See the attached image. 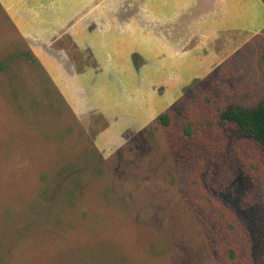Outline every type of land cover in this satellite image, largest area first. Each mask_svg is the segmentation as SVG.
Masks as SVG:
<instances>
[{
	"label": "rangeland",
	"instance_id": "1",
	"mask_svg": "<svg viewBox=\"0 0 264 264\" xmlns=\"http://www.w3.org/2000/svg\"><path fill=\"white\" fill-rule=\"evenodd\" d=\"M208 1L0 0V59L30 50L65 104L31 111L0 70V264H264V142L219 114L263 97L264 0L232 24ZM86 150L66 199L56 173Z\"/></svg>",
	"mask_w": 264,
	"mask_h": 264
},
{
	"label": "trees",
	"instance_id": "2",
	"mask_svg": "<svg viewBox=\"0 0 264 264\" xmlns=\"http://www.w3.org/2000/svg\"><path fill=\"white\" fill-rule=\"evenodd\" d=\"M23 59H25L32 68L34 67L37 74L40 73L39 78L35 76L34 73V77L36 78L34 79V88L37 94H40L42 98L44 97V99H46L48 102L47 106H39L37 102L33 101L32 95L30 99V90L28 92H22L19 90L18 87L22 85V77H17V73L15 74L13 70L19 61ZM260 61L264 64V53L260 55ZM0 70L8 76L6 85L8 88L7 93L15 98V102H21V95H24L23 98L25 99V104L31 107V111L35 112L40 108H51L49 111L63 113L62 111L65 108L64 102L62 101L59 93L51 85L49 78L42 73L40 64L30 50L18 48L9 52L4 58L0 59ZM12 79H14V81H12ZM20 109L21 111L29 110L28 108L24 109L22 107H20ZM219 114L221 119L235 122L243 133L253 136L260 142H264V94L261 101L254 107L233 105L220 111ZM156 121L164 127L169 126L171 122L169 113L167 111L161 112L157 115ZM73 125L78 126L77 123H74ZM73 125L67 124L62 131L57 129L56 132L53 133L54 137H56L59 141H62L64 136H67L68 132L71 131ZM87 143H89L88 145L90 148V146H92L90 141L87 140ZM96 159L97 158H95V154L92 151L86 150L84 155L81 156L78 161L67 162L60 167L56 173L54 181L56 182V185L61 188V193L63 192L62 195L66 199L68 195L74 194V189L79 182L80 174L87 171L86 169H89L90 164H93L92 167L94 165L96 168L98 167ZM70 181H72V185L70 184L68 186ZM48 189L49 187L46 186L41 187L40 192L44 198L48 196ZM212 203L216 204L217 202L212 201Z\"/></svg>",
	"mask_w": 264,
	"mask_h": 264
},
{
	"label": "crops",
	"instance_id": "3",
	"mask_svg": "<svg viewBox=\"0 0 264 264\" xmlns=\"http://www.w3.org/2000/svg\"><path fill=\"white\" fill-rule=\"evenodd\" d=\"M215 1V2H213ZM216 4V5H215ZM233 8L236 9L235 6V1L234 0H209L208 4L205 7V14H209V16H205V19L203 20L204 23H211V22H216V20L213 18V15H217V16H222L224 17L223 21L225 24L228 23H233ZM216 11V14H210V12L212 11ZM183 13H181L182 15ZM201 13H199L200 15ZM146 22L149 25L150 24V29L151 30H164L165 26H161V25H167L166 21H164V19L161 17L160 19H158L156 16L154 18V12L147 10L146 11ZM245 17V15L243 16V18ZM180 22H178L177 24H179ZM153 25H155L153 27ZM159 25V27L157 26Z\"/></svg>",
	"mask_w": 264,
	"mask_h": 264
}]
</instances>
